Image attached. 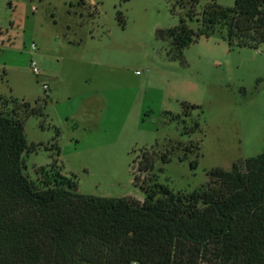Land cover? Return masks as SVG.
Wrapping results in <instances>:
<instances>
[{
  "label": "rangeland",
  "instance_id": "obj_1",
  "mask_svg": "<svg viewBox=\"0 0 264 264\" xmlns=\"http://www.w3.org/2000/svg\"><path fill=\"white\" fill-rule=\"evenodd\" d=\"M209 1L198 0L190 18L189 2L181 8L176 0H0V113L15 110L22 117L23 101H47L44 116L32 115L24 122L27 142L35 146L24 154V173L42 184L40 170L50 164L47 147L55 140L57 168L80 191L142 200L140 184L146 177L174 192L189 193L208 182L210 169L228 170L260 153L264 43L230 48L220 23L209 37L184 48L179 58L170 55L168 42L156 38L157 29L174 27L180 18L198 30ZM216 2L232 6L234 0ZM74 35L104 57V78L96 80L104 85L99 92L103 100L82 93L54 102L43 90V83L53 85L49 75L66 73L64 56ZM78 81L86 89L93 83ZM183 101L199 108L172 121L164 112L182 114ZM92 115L100 116L104 134L114 141L104 148L71 140L72 122ZM187 145L193 150L186 151ZM144 151L155 156L148 173L139 170ZM165 152L171 154L167 163L160 160ZM194 160L197 165L191 168Z\"/></svg>",
  "mask_w": 264,
  "mask_h": 264
},
{
  "label": "trees",
  "instance_id": "obj_2",
  "mask_svg": "<svg viewBox=\"0 0 264 264\" xmlns=\"http://www.w3.org/2000/svg\"><path fill=\"white\" fill-rule=\"evenodd\" d=\"M197 1L175 5L189 2L191 18ZM220 23L230 48H258L264 43V0H234L232 6L211 0L198 30L180 18L174 27L157 29L156 38L181 58L184 48L209 37ZM38 101H23L22 117L15 110L0 113V264H264V148L228 170L210 169L208 182L189 193L146 177L140 184L144 197L136 200L78 192L75 181L57 168L54 140L40 185L23 171L24 154L35 149L24 122L44 116L47 101ZM181 106L182 114L164 113L174 121L199 108L184 101ZM170 155L160 160L167 163ZM142 158L139 170L152 171L155 156L144 151ZM196 165L194 160L190 167Z\"/></svg>",
  "mask_w": 264,
  "mask_h": 264
},
{
  "label": "crops",
  "instance_id": "obj_3",
  "mask_svg": "<svg viewBox=\"0 0 264 264\" xmlns=\"http://www.w3.org/2000/svg\"><path fill=\"white\" fill-rule=\"evenodd\" d=\"M67 46L70 49V53L68 50L64 56L67 71L65 74L56 72L48 76L53 83L52 87L48 89V98L55 102L62 96L69 99L74 95L77 96L86 93L88 99L103 100L104 95L102 97L99 92L104 91V85H97L96 80L102 79V77L104 78V57L98 51L88 48L83 40L80 38L77 39L75 35L71 40H68ZM60 56L63 57V55ZM79 79L85 82L86 80H92L93 83L91 87L86 89L85 87L79 86ZM60 90H62V95ZM138 94L143 95L144 93L141 94V91H139ZM135 99L133 103H135ZM83 119L72 122L71 140H74L78 144H84L86 147L91 145L102 148H104V144L114 142L112 140L110 141L108 136L104 134V128L102 127L99 115H92L87 121ZM77 191L83 193L79 190L78 186Z\"/></svg>",
  "mask_w": 264,
  "mask_h": 264
},
{
  "label": "built area",
  "instance_id": "obj_4",
  "mask_svg": "<svg viewBox=\"0 0 264 264\" xmlns=\"http://www.w3.org/2000/svg\"><path fill=\"white\" fill-rule=\"evenodd\" d=\"M31 47H32V49H34V48H35V45L32 44ZM30 67H31V69H32V72H33L36 76L40 74L39 69L37 68L35 61L32 60V61L30 62ZM42 87H43V90L45 91V93L47 94V93H48L49 86H48L46 83H43V84H42Z\"/></svg>",
  "mask_w": 264,
  "mask_h": 264
}]
</instances>
